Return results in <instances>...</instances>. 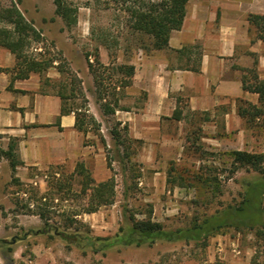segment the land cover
Returning a JSON list of instances; mask_svg holds the SVG:
<instances>
[{
	"label": "rangeland",
	"instance_id": "374dc122",
	"mask_svg": "<svg viewBox=\"0 0 264 264\" xmlns=\"http://www.w3.org/2000/svg\"><path fill=\"white\" fill-rule=\"evenodd\" d=\"M12 1L15 0H0V14ZM68 1L77 7V18L81 13L89 17L94 35L84 33L82 23L76 22L67 28L62 19L54 14L52 0H19L16 4L18 9L39 30L37 40L27 39L24 53L51 58L52 68L57 70L56 66H59L63 69L62 72L57 70L58 76L52 81L53 88L57 90L60 84L64 85L63 91L69 96L68 104H85L87 114H91L99 122V132L110 150H113L109 129L116 120L111 115L101 113L96 100L99 86L87 64L98 68L93 57L100 36H112L118 31L121 32V46H113L112 50L115 51V64L123 62L121 50L126 51L124 13L113 0ZM84 7H89L90 11H86ZM0 26L12 28V25L1 19ZM251 32L257 39L254 29ZM137 36L128 37L131 46L125 53L126 59L136 52L133 49ZM261 42L264 44V40ZM100 62L104 65L109 63ZM70 79L74 80L72 85H69ZM181 101L178 106L183 107V110L186 104ZM120 104L130 107L123 97ZM81 111H84L83 107ZM239 118L238 128L228 133L218 128L211 134L203 126L216 118L186 110L181 117L183 147L166 160L163 190L157 191L156 184H149L151 171L144 169L137 161V154L133 161L136 162L139 173L134 179L129 177L127 164L124 168L112 161V170L107 169L109 176L113 175L115 181L113 203L100 206L89 213L81 211L87 198L79 192L77 176L68 180L69 191H50L46 201L44 198L35 201L32 197L36 190L37 196L47 191L46 182L52 180L48 171H56L54 177L62 180L65 177L68 179L71 172L69 169L54 166L33 170V180L16 183L12 180L16 177V171L12 172L8 161L0 158V239L7 242L13 240L12 243L0 245V264H264V231L261 233L255 229L223 227L200 241L192 240L187 243L186 240H158L139 246L115 244L98 251H93L85 239V236L112 237L119 226L125 228L130 224L131 217L143 218L148 208L152 210L153 220L160 222L164 229L173 230L185 228L194 220H201L229 205L240 203L249 182L264 181V161L261 163L262 171L246 165L240 166L232 163L231 152L245 150L264 154V116L252 120ZM216 122L219 124L220 120L217 119ZM87 126L92 132L91 122ZM207 136L214 140H205ZM96 139L100 144L97 137ZM141 145L142 143L139 151ZM102 153L105 159L103 148ZM169 166L174 168L170 173ZM189 172L199 175L189 182L179 179L178 176L187 178ZM174 175L176 179L173 183L167 181V176L171 180ZM260 201L264 210V193ZM37 202L47 203L50 224L55 225L58 230L76 235L67 240L56 235L34 213ZM75 212L80 213L73 215ZM65 213H71L69 216L75 221L65 220Z\"/></svg>",
	"mask_w": 264,
	"mask_h": 264
},
{
	"label": "crops",
	"instance_id": "0c3cea01",
	"mask_svg": "<svg viewBox=\"0 0 264 264\" xmlns=\"http://www.w3.org/2000/svg\"><path fill=\"white\" fill-rule=\"evenodd\" d=\"M263 11L264 0H187L181 25L171 30L166 47L145 50L135 44L136 52L127 59L132 34L125 30L126 51L121 50V56L134 72L119 104L123 97L130 107L116 109L111 116L127 124L130 137L142 141L136 159L151 171L148 181L156 184L155 190H163L166 160L183 147L181 119L171 118L177 98L186 104L181 115L189 110L216 118L203 126L211 134L239 127L238 100L257 103V94L241 86L240 68H250L256 60L257 75L264 78V44L253 37L247 20L249 13ZM77 23L84 24V33L94 35L85 13ZM120 34L112 36L119 40ZM120 46L119 40L115 47ZM97 47L99 59L109 61L106 45L98 42ZM14 65V54L0 46V149L15 143L19 181H31L33 170L54 166L72 171L78 161L96 182L106 179L109 172L96 135L78 131L73 113L60 114L61 99L52 84L58 71L51 67L44 75L31 71L18 78Z\"/></svg>",
	"mask_w": 264,
	"mask_h": 264
},
{
	"label": "trees",
	"instance_id": "16d2710c",
	"mask_svg": "<svg viewBox=\"0 0 264 264\" xmlns=\"http://www.w3.org/2000/svg\"><path fill=\"white\" fill-rule=\"evenodd\" d=\"M52 1L54 14L62 19L64 25L67 28L75 25L77 22V7L68 0ZM186 1L113 0L115 5L119 6L124 13L123 24L128 34H132V36L138 35L136 44L145 50L159 49L167 46L171 30L178 29L181 25L185 13ZM17 3H19V0L12 1L9 6L4 8L2 14H0L1 20L12 25V28L0 26V46L7 48L15 56V65L13 67V69H16L15 77H26L31 71L42 75L48 68L53 67V60L51 58L30 56L24 53V47L28 43L27 39L37 40L39 38V30L30 21L25 19L22 12L18 9ZM247 20L251 25V30L254 29L256 38L264 40V11L260 14L249 13ZM100 42L106 45L109 63L106 65L102 64L98 51L96 50L93 58L98 68H93L91 64H87V66L99 86L96 100L99 102L101 113L107 116L113 114L116 109H127L125 106L119 104V99L123 95L124 88L131 84L134 66L127 62L115 64L116 56L112 47L118 45L119 40L116 37L102 34L100 36ZM38 55L41 56V54ZM56 68L59 72L63 71L59 66H56ZM240 69L242 70L241 86L244 90L257 94V103L253 104L249 101L238 100L236 106L237 114L248 120H252L258 116H264V109H261L264 106V79H260L257 75L256 60H254L252 67ZM114 75H116L115 78ZM44 80L47 81L48 78L46 77ZM72 82L74 80L70 79L69 85H72ZM63 88L64 85L60 84L56 90V94L61 99L60 114L73 113L75 128L84 134L90 131V127L87 124L91 122L93 127L92 132L96 135L103 148L106 167L112 170V161L118 162L124 168L127 164L129 177L131 179L136 178L139 172L136 168V162L133 159L138 153L142 141L128 135L126 123L116 121L114 126L109 129V136L113 144V150H110L104 137L99 132V122L91 114H87L85 104H80L79 106L68 104L69 96L64 93ZM108 96L110 98L107 99ZM176 103L177 107L173 110L171 118L178 120L182 117L181 109L183 107L178 106L182 103L180 98L176 99ZM82 107L84 111H81ZM83 143H86V140H83ZM14 149L15 143L13 142H9L7 149H0V158L4 157L7 159L12 172H14L17 165L21 164ZM231 154L233 157L232 163L239 164L240 166H250L259 171L263 170L261 163L264 161V154L251 153L245 150H234ZM168 169L169 173L174 170L173 166H169ZM48 172V175L52 177V180L46 182L48 189L38 196V191L36 190L32 196L35 201H41L42 198L46 201V199H49L48 194L51 192L64 193L65 191H69L70 183L68 180L73 176H77L79 177V192L87 198V202L81 210L82 212H94L100 206L113 203L115 193L113 175L96 182L91 176L89 169L80 161L75 164L73 170L69 173L68 179L67 177L62 180L55 178L56 171L54 170ZM60 173L62 174V171ZM198 175L196 172H189L187 178L177 176L179 179L189 182L191 178H197ZM175 177L174 175L169 180L170 178L167 176V181H172L173 183L176 179ZM12 180L16 183H22L16 177H13ZM263 193L264 181L249 182L246 185L240 203L237 205H229L223 210H219L201 220H194L193 223L185 228L173 230H166L160 222L153 220L151 217L152 210L148 208L143 218L135 219L131 217L130 224L125 228L119 226L114 236H96L94 238L85 236L86 243L93 251H98L115 244H133L139 246L145 242L153 243L158 240H186L187 243L192 240L200 241L205 240L223 227L255 229L257 232L261 231L262 233L264 231V210L260 197ZM30 197L28 196V198ZM46 205V202H37L34 213L38 214L44 220V224L48 228H51L56 235L65 240L74 237L76 235L75 233L58 230L55 225L48 222L49 217L47 215L48 210ZM79 213L75 212L73 215ZM69 215L71 213H65V220L70 222L75 221ZM12 241L7 242L0 239V245L9 244Z\"/></svg>",
	"mask_w": 264,
	"mask_h": 264
}]
</instances>
